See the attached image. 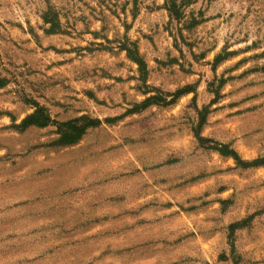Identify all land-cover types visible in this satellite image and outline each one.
<instances>
[{
	"label": "rangeland",
	"instance_id": "374dc122",
	"mask_svg": "<svg viewBox=\"0 0 264 264\" xmlns=\"http://www.w3.org/2000/svg\"><path fill=\"white\" fill-rule=\"evenodd\" d=\"M0 80V264H264V0H0Z\"/></svg>",
	"mask_w": 264,
	"mask_h": 264
},
{
	"label": "trees",
	"instance_id": "16d2710c",
	"mask_svg": "<svg viewBox=\"0 0 264 264\" xmlns=\"http://www.w3.org/2000/svg\"><path fill=\"white\" fill-rule=\"evenodd\" d=\"M136 1V0H135ZM176 8V5H170L169 4V11L171 14L174 13V9ZM45 21L47 23H51L48 18L45 17ZM123 50L127 52L128 57L133 60L135 63L138 64L139 66V72L142 77L147 75L148 73V68H147V63L143 59V57L139 54L137 45L135 44L133 48L128 47L127 45H123L122 47ZM219 58H217L218 60ZM2 80H0V87L3 85ZM182 93V92H180ZM152 98H148L145 104L148 103L149 100ZM172 103V101H170ZM35 110L27 115L20 124H18L16 127L21 130H25L26 128L30 126H38V127H46L50 124H57L59 126H66L67 130L61 131L60 132V138L58 139V143L60 145H69L77 142L82 135L85 133L86 129L88 126H91L95 123L100 122L98 119H88L87 122L83 125H75L73 122H65V123H59L56 120H54L50 113L49 110L43 106L40 105L38 102H33ZM223 147V148H222ZM221 148L214 147V149L218 150L221 152L223 155L226 156H232L234 159L240 164L244 163L247 166H255V165H264V161L258 162V161H251V162H244V160H241L239 155L232 149L226 150V146H222ZM232 227V226H231Z\"/></svg>",
	"mask_w": 264,
	"mask_h": 264
}]
</instances>
